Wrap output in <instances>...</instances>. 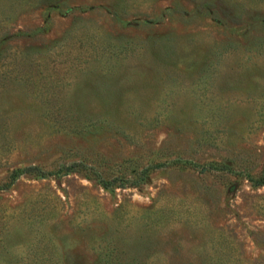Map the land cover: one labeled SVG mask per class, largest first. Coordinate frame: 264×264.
Wrapping results in <instances>:
<instances>
[{
    "label": "rangeland",
    "instance_id": "obj_1",
    "mask_svg": "<svg viewBox=\"0 0 264 264\" xmlns=\"http://www.w3.org/2000/svg\"><path fill=\"white\" fill-rule=\"evenodd\" d=\"M31 167L0 264H264V0H0V187Z\"/></svg>",
    "mask_w": 264,
    "mask_h": 264
},
{
    "label": "trees",
    "instance_id": "obj_2",
    "mask_svg": "<svg viewBox=\"0 0 264 264\" xmlns=\"http://www.w3.org/2000/svg\"><path fill=\"white\" fill-rule=\"evenodd\" d=\"M78 166L86 167L84 165H78ZM26 174H35V175H38V176H41V177L48 176V174L46 172H43L42 170H40L38 168H32L31 167V168H27V169L15 170L12 173V175H11L10 182L8 184H6L5 186L0 187V191L10 189L21 176L26 175ZM101 182L107 188H109L112 185V182H104V181H101ZM255 183L258 184V185H264V179L261 182L257 181ZM134 184L138 185V182H135Z\"/></svg>",
    "mask_w": 264,
    "mask_h": 264
}]
</instances>
